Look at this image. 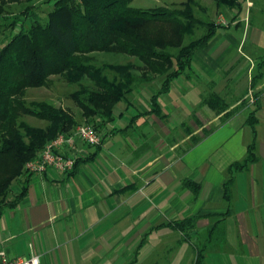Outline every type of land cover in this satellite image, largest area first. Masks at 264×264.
Masks as SVG:
<instances>
[{"label": "crops", "instance_id": "crops-1", "mask_svg": "<svg viewBox=\"0 0 264 264\" xmlns=\"http://www.w3.org/2000/svg\"><path fill=\"white\" fill-rule=\"evenodd\" d=\"M212 19L219 26L167 91L156 94L161 75L140 84L98 123L99 144L76 138L60 149L76 156L71 171L28 176L25 196L0 216L8 258L195 264L202 249L203 264H264V0L214 9ZM210 92L225 109L202 102ZM251 142L257 158L232 171L227 197L229 165ZM187 217L193 228L171 226Z\"/></svg>", "mask_w": 264, "mask_h": 264}, {"label": "trees", "instance_id": "trees-1", "mask_svg": "<svg viewBox=\"0 0 264 264\" xmlns=\"http://www.w3.org/2000/svg\"><path fill=\"white\" fill-rule=\"evenodd\" d=\"M0 1L5 4L13 0ZM212 1L216 10L238 9L241 5L240 0ZM130 2L53 0L45 22L34 19L27 26L20 22L18 30L0 47V216L26 194L30 174L25 172V163L39 156L48 141L58 134L71 133L79 123L68 110L50 102H25L27 87L45 85L51 74L64 75L77 84L70 97L81 109L83 122H91L98 129L99 122L112 119L115 104L140 84L161 75L163 80L156 94L167 91L175 77L191 70L194 51L204 47L219 26L212 16L196 14L195 8L207 10L197 0L145 9L133 7ZM196 30L202 31L195 35ZM101 51L132 55L140 64H97L92 53ZM261 73L262 70L256 76ZM202 102L216 111L227 106L223 96L214 92L206 94ZM154 110H159L157 105ZM23 115L42 119L46 124L32 125ZM254 120L251 114L249 123ZM256 158L255 144L251 142L245 157L229 165L225 196L228 197L232 171ZM18 181L20 187L10 194L13 183ZM183 184L194 192L199 189V184L189 179H184ZM194 221V217L182 218L171 226L185 230L193 228ZM200 250L195 264H203Z\"/></svg>", "mask_w": 264, "mask_h": 264}, {"label": "rangeland", "instance_id": "rangeland-1", "mask_svg": "<svg viewBox=\"0 0 264 264\" xmlns=\"http://www.w3.org/2000/svg\"><path fill=\"white\" fill-rule=\"evenodd\" d=\"M184 0H131L130 5L136 8H154L158 6H179L180 2ZM201 5L206 6L207 10L196 9V14L203 18H208L214 11V5L212 0H197ZM241 6L244 7L245 0H240ZM2 4V10H0V47L10 37L13 32L18 30L20 22H24L27 26L34 19H39L40 22H45L46 12L52 9L53 0H13ZM222 14L226 15V11L223 9ZM24 16L26 18H24ZM13 20L17 22L10 24ZM202 30H196L195 35H199ZM93 60L97 64L101 63H126L132 62L133 64H140V61L132 55H128L121 52H93ZM77 88L76 83H71L65 79L62 74H51L45 85L36 87H27L25 89L23 99L25 102L44 100L54 104L55 106L62 107L69 111L77 120L78 125H92L91 122H83L85 118L81 116V109L75 104L70 97V93ZM23 118L32 125L45 126L46 121L36 118L30 115H23ZM75 126V127H76ZM93 126V125H92ZM94 127V126H93ZM95 128V127H94ZM97 129V128H95ZM99 132L100 130L97 129ZM101 133V132H100ZM102 138V137H101ZM13 191H16L20 187V183H13Z\"/></svg>", "mask_w": 264, "mask_h": 264}, {"label": "built area", "instance_id": "built-area-1", "mask_svg": "<svg viewBox=\"0 0 264 264\" xmlns=\"http://www.w3.org/2000/svg\"><path fill=\"white\" fill-rule=\"evenodd\" d=\"M220 22H225L220 18ZM80 139L84 144L97 145L101 142V133L92 125H78L71 133L58 134L48 141L39 156L28 160L24 169L27 174L43 172L49 167H53L61 172H68L74 168L76 156L64 154L60 151L63 147H74L75 139ZM0 264H39V257L17 256L8 258L5 251L0 250Z\"/></svg>", "mask_w": 264, "mask_h": 264}]
</instances>
